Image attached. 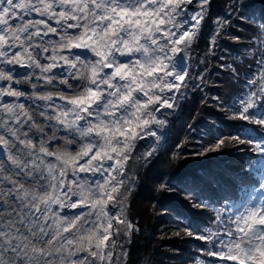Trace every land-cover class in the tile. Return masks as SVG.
Masks as SVG:
<instances>
[{"label": "snow or ice", "instance_id": "1", "mask_svg": "<svg viewBox=\"0 0 264 264\" xmlns=\"http://www.w3.org/2000/svg\"><path fill=\"white\" fill-rule=\"evenodd\" d=\"M212 3L0 0V264H126L125 245L138 231L126 216L136 179L128 175V162L145 136L161 139L150 130L167 123L157 115L161 109L179 107L177 94L183 96L189 78L184 58ZM250 4L231 0L216 21L210 50L233 17L255 24V11H244ZM259 18L264 21V0ZM258 28L264 37V23ZM259 44L258 75L225 107L234 110L232 120L259 126L260 135L241 123L236 135L196 153L235 143L254 145L261 154L248 165L260 175L259 189H244L247 198L239 204L225 200L214 209L211 227L185 232L205 242L200 251L220 264H264V38ZM154 151L136 159L146 161ZM116 225L127 229L123 241Z\"/></svg>", "mask_w": 264, "mask_h": 264}, {"label": "trees", "instance_id": "2", "mask_svg": "<svg viewBox=\"0 0 264 264\" xmlns=\"http://www.w3.org/2000/svg\"><path fill=\"white\" fill-rule=\"evenodd\" d=\"M230 3L231 0H213L199 39L192 45L199 55L196 64L203 62L201 68L193 69V75L196 78L204 69L202 82L191 84L180 109L170 116L167 137L157 153L137 167L136 191L131 194L128 215L138 231L132 232L126 264H141L145 258L150 264H197L198 259L220 264L219 258L204 256L200 249L205 242L187 236L186 230L195 233L211 227L214 209L224 207L225 200L239 204L247 198L244 189H259L260 175L248 167L251 161L261 158L252 150L254 145L228 143L217 152L196 155L217 138L236 135L241 123L260 135L259 126L232 120L234 110L225 106L248 91V81L258 75L255 53L260 47L259 39L264 38L258 28L264 23L259 18L261 0H251L250 9L244 10L245 15L255 11V24L233 17L232 27L223 32L225 38L210 50L216 20L227 15ZM233 36L240 39L233 40ZM249 51L254 54L247 55ZM162 184L172 191L162 190ZM198 201L209 207L192 208ZM176 232L180 235H174Z\"/></svg>", "mask_w": 264, "mask_h": 264}, {"label": "rangeland", "instance_id": "3", "mask_svg": "<svg viewBox=\"0 0 264 264\" xmlns=\"http://www.w3.org/2000/svg\"><path fill=\"white\" fill-rule=\"evenodd\" d=\"M217 21V20H216ZM216 29H217V24L215 23V27H214V32L216 31ZM214 34V33H213ZM188 62H187V64H188V71H189V78H186V85H187V88H186V95L188 96V94H189V88L191 87V84H194V85H199V84H201V82H202V77H203V75H204V73H206L205 72V70L203 69L202 71H201V73L195 78V76L193 75L194 73H193V69H199V68H201L202 67V61H201V63H200V65L198 66L197 64H196V59L197 58H199V55L197 54V53H194V51L192 50V48H191V50H190V52L188 53ZM200 59H203V57H200ZM42 62H47V61H42ZM30 71V70H29ZM55 71H57V70H54V72ZM33 82H36L35 81V78H33ZM41 85L43 84V82L42 81H40L39 82ZM17 87H20V86H17ZM25 87V89H27L28 91H32L30 88H28V86H24ZM57 90H59V89H57V88H53V87H40V88H38L37 89V91H40V92H44V91H57ZM22 99H24V98H22ZM57 103H60V101L59 100H57L56 101ZM30 103V102H29ZM43 102H41V101H36V104H42ZM33 107H35V105H33ZM180 107V106H179ZM176 108V110L174 111V112H172L173 113V115L174 114H176V112L180 109V108ZM170 122H171V119H169L168 120V122H167V124H166V130L169 128V124H170ZM62 134V133H61ZM163 143V141L162 142H157L156 143V146H154V147H151V148H148V147H146L145 149H140L139 150V154L142 156V154L144 153V152H146V151H150V150H152L153 148H155V151H154V154H156L157 153V150L160 148V146H161V144ZM149 158V157H148ZM147 158V159H148ZM147 161V160H146ZM146 161L144 160V159H136L135 158V160H134V162L132 163V166H131V174H132V176H134L135 178H136V170H137V167L139 166V164H142V163H144V164H146ZM136 179H135V182H134V186H133V188H132V190H131V193H130V195H129V197L131 198V194H133V192L134 191H136ZM128 205V204H127ZM128 206H127V209H126V216H127V218H129V215H128ZM129 221L131 222V223H133L134 225H136L135 224V222L131 219V218H129ZM137 229V228H136ZM134 231V230H133ZM149 234V233H148ZM131 239V238H130ZM131 244V243H130ZM130 244H126L127 245V247L129 248V246H130ZM125 245V246H126ZM142 260V262H141V264H150V261L148 260V258H145V259H141Z\"/></svg>", "mask_w": 264, "mask_h": 264}, {"label": "bare ground", "instance_id": "4", "mask_svg": "<svg viewBox=\"0 0 264 264\" xmlns=\"http://www.w3.org/2000/svg\"><path fill=\"white\" fill-rule=\"evenodd\" d=\"M195 5L193 6H190V7H194ZM188 55V54H187ZM184 62L186 63V65L188 66L187 62H188V56H186L184 58ZM23 71V70H22ZM0 83H3V82H0ZM183 92V96H180L179 94H177V97H178V103H179V106L182 104L183 100H184V96H185V92H186V89H183L181 90ZM7 99H12V98H7ZM176 110V109H175ZM175 110H165V109H161L160 113H158V117L161 118V119H166L167 122L168 120L170 119V116L173 114L172 112H174ZM167 124V123H166ZM166 124L163 126V127H159V126H151V131H155L157 133V135H159L161 137V139L159 140V142H162V140L164 139L166 133H167V130H166ZM158 141L155 140V137H151V136H145L143 140H140L137 142V148L136 150L133 152V159L130 160L128 162V175H132L131 174V166H132V163L134 162L135 158L137 157V155L139 154V150L140 149H145L146 147L148 148H151V147H154L156 146V143ZM85 174H81V176L83 177ZM89 177H90V174H88ZM134 186V185H133ZM132 186V188H133ZM128 198L130 199V197L128 196ZM128 202V200H127ZM127 209V208H126ZM77 210L75 209H66L65 212L69 215L71 214H74ZM114 214V213H113ZM127 220L129 221V218H127ZM117 227H119L121 229V235L119 237V240L120 241H123L125 239L124 237V232L127 231V229L125 228L124 225H116ZM128 245V244H127ZM127 245L125 247H127ZM128 248V247H127ZM83 255V254H81ZM115 258V257H114Z\"/></svg>", "mask_w": 264, "mask_h": 264}, {"label": "water", "instance_id": "5", "mask_svg": "<svg viewBox=\"0 0 264 264\" xmlns=\"http://www.w3.org/2000/svg\"><path fill=\"white\" fill-rule=\"evenodd\" d=\"M187 67H188V66H187ZM128 202H129V198H128ZM128 202H127V203H128Z\"/></svg>", "mask_w": 264, "mask_h": 264}]
</instances>
